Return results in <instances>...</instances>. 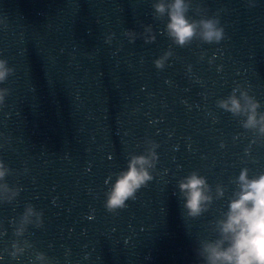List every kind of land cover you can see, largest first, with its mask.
Returning a JSON list of instances; mask_svg holds the SVG:
<instances>
[{
	"label": "water",
	"instance_id": "obj_1",
	"mask_svg": "<svg viewBox=\"0 0 264 264\" xmlns=\"http://www.w3.org/2000/svg\"><path fill=\"white\" fill-rule=\"evenodd\" d=\"M192 3L194 18L196 5L219 15V43L173 45L153 0H0V58L15 70L0 84L10 89L0 106V159L14 170L9 185L21 188L0 202V264H33L37 252L52 264H198V242L213 236L209 222L226 210L232 181L244 167L264 171V139L216 104L241 84L264 111V0ZM148 24L156 39L146 43ZM146 139L159 145L153 179L108 212L113 174ZM193 170L213 190L226 186L195 219L184 216L177 186ZM29 203L43 224L27 227L19 239L31 247L14 258L13 222Z\"/></svg>",
	"mask_w": 264,
	"mask_h": 264
},
{
	"label": "clouds",
	"instance_id": "obj_2",
	"mask_svg": "<svg viewBox=\"0 0 264 264\" xmlns=\"http://www.w3.org/2000/svg\"><path fill=\"white\" fill-rule=\"evenodd\" d=\"M249 6H253V0H249ZM152 7L153 17L165 21L163 31L173 45L185 47L194 39L209 44L219 43L225 38L226 33L218 14L209 16L203 7L196 5L194 10L199 18L189 15L193 9L192 0H153ZM124 35L129 42H134L138 33L128 29ZM142 35L146 43L156 39L150 24L144 26ZM113 36L114 33L107 35L105 42L111 44ZM172 55V48L169 47L154 60L156 68L163 69ZM14 71L6 58H0V84L6 82ZM9 93V88L0 87V106L5 103ZM216 104L233 117H242L243 128L252 130L258 138L264 139V111H259L260 102L243 85L237 84L227 97L218 99ZM145 143L143 153L130 154L127 168L113 174L115 180L105 192L104 206L108 212L116 214L119 209L126 208V201L135 200L137 191L153 179V170L158 160L155 149L159 145L151 139H146ZM249 152L250 149L246 148L245 154ZM24 171L27 172V169ZM13 172L0 159V202H12L21 191L19 186H10L6 180ZM249 173L247 167L240 170L232 181L235 187L228 197L226 210H222L216 219L209 222L213 236L199 240L196 248L198 264H264V171L252 175ZM177 186L183 201V214L193 219L202 216L214 200L224 198L226 192V186L222 183H217L213 190L207 178L197 170L181 177ZM13 223L17 239L12 241L10 254L18 258L26 248L31 247L28 240L21 242L19 238L24 236L29 225L37 228L42 226L43 211L31 203L26 204L23 213ZM36 261L39 264H52L44 252L36 253L33 264Z\"/></svg>",
	"mask_w": 264,
	"mask_h": 264
}]
</instances>
